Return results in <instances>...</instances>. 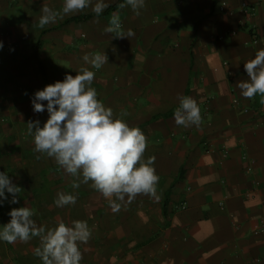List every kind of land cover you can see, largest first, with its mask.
I'll list each match as a JSON object with an SVG mask.
<instances>
[{
	"label": "crops",
	"instance_id": "obj_1",
	"mask_svg": "<svg viewBox=\"0 0 264 264\" xmlns=\"http://www.w3.org/2000/svg\"><path fill=\"white\" fill-rule=\"evenodd\" d=\"M120 1L40 29L43 5L59 10L63 0H0V172L21 188L15 204L5 190L0 230L13 208L28 207L45 228L87 222L81 264H264V104L237 87L264 49V0H145L139 15ZM113 13L133 37L104 31ZM97 53L108 57L99 70L83 60ZM85 67L98 99L128 113L147 137L145 159L155 157L157 195L125 198L118 212L91 182L72 188L75 178L35 152L28 133V122L48 119L46 101L34 112L35 93ZM182 96L197 102L199 127L175 123ZM60 192L75 205L57 207ZM39 245L0 241V264H42Z\"/></svg>",
	"mask_w": 264,
	"mask_h": 264
},
{
	"label": "clouds",
	"instance_id": "obj_2",
	"mask_svg": "<svg viewBox=\"0 0 264 264\" xmlns=\"http://www.w3.org/2000/svg\"><path fill=\"white\" fill-rule=\"evenodd\" d=\"M108 6L104 0H96L94 4L93 0H63L59 10L43 5L36 26L44 29L66 15L89 7L99 16ZM126 6L139 15L145 0H125L119 5L120 8ZM104 31L114 38L129 39L135 35L132 29L125 33L117 13L111 15ZM2 47L0 42V49ZM83 60L97 70L108 63L105 53L91 57L86 54ZM244 68L249 79L238 82L241 95L246 99L259 95L260 103L264 104V49L244 63ZM95 75L89 68H81L75 76L67 74L63 81L38 90L32 100L33 110L44 112L45 104L41 102L46 101L48 119L42 127L38 120L28 122V133L33 137L35 152L53 158L64 172L75 178L72 188L91 182V187L118 212L125 198L131 203L139 195L155 197L159 176L154 167L155 157L145 159L147 137L139 127L130 126L124 120L127 112L116 115L98 99L97 90L91 87ZM174 119L185 128L199 127L202 116L197 102L188 96L180 97ZM5 190L12 195L10 203H18L21 188L14 185L6 173L0 172V205L8 198ZM76 200V196L60 192L55 204L57 207L75 205ZM9 215L10 221L0 230V241L12 244L38 237L40 245L34 254L42 264H81L80 245L87 244L92 237L86 221L76 220L69 226L61 220L54 227L45 228L37 225L32 218L34 212L28 207L13 208Z\"/></svg>",
	"mask_w": 264,
	"mask_h": 264
},
{
	"label": "built area",
	"instance_id": "obj_3",
	"mask_svg": "<svg viewBox=\"0 0 264 264\" xmlns=\"http://www.w3.org/2000/svg\"><path fill=\"white\" fill-rule=\"evenodd\" d=\"M243 7H244V10L246 11V13H249V14H252L251 12V9L248 7V5H246V4H244L243 5ZM210 152V151H209ZM264 227V226H263Z\"/></svg>",
	"mask_w": 264,
	"mask_h": 264
},
{
	"label": "trees",
	"instance_id": "obj_4",
	"mask_svg": "<svg viewBox=\"0 0 264 264\" xmlns=\"http://www.w3.org/2000/svg\"><path fill=\"white\" fill-rule=\"evenodd\" d=\"M124 1H125V0H121L119 4H122V3H124Z\"/></svg>",
	"mask_w": 264,
	"mask_h": 264
}]
</instances>
